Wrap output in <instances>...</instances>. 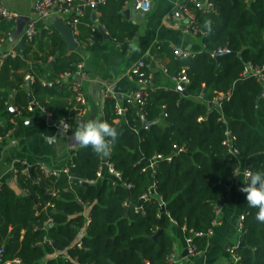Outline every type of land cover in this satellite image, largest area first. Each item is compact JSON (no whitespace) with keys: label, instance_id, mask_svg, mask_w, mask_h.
I'll return each mask as SVG.
<instances>
[{"label":"trees","instance_id":"1","mask_svg":"<svg viewBox=\"0 0 264 264\" xmlns=\"http://www.w3.org/2000/svg\"><path fill=\"white\" fill-rule=\"evenodd\" d=\"M110 1L98 8L105 12L101 23L109 38L127 50L138 27L121 22L113 12L122 5L111 8ZM214 3L216 9L209 12L192 7L204 51L184 58H176L173 53L170 73L187 67L191 80L188 96L175 89L146 88V104L129 105L122 121L115 114L116 101L106 99V120L120 133L110 161L130 188L113 185L108 178L97 185L90 183L97 179L101 162L90 147L73 151L68 158L69 172L56 176H45L38 167L28 175L25 166L16 165L19 185L27 194H19L7 184L0 186V248L5 249V259L11 264H166L173 252L174 240L168 230L174 222L186 227L187 236L192 230L203 233L194 237V243L198 252L205 249L207 233L216 218L215 206L228 201L241 163L252 172L264 170V98L259 100L264 85L256 78L242 77L248 63L264 64V0ZM206 20L212 22L211 31L204 27ZM6 22H0V40L11 30L17 33V25ZM93 25L92 16L86 13L79 27L85 32L80 39L95 51L104 48V35L99 29L93 32ZM42 34L48 40L49 52L31 58L28 46L24 54L7 56L0 67L2 137L13 126L12 95L28 111V94L32 92L39 99L49 95L47 101L40 100L41 104L58 119H69L77 113L70 81L50 89L38 80L25 81L29 72L54 80L75 72L77 63L83 61L79 52H64L67 43L57 31ZM220 50L239 54H225L218 60L214 54ZM32 59L35 65L29 66ZM52 62L49 72L47 67ZM22 69L24 72L19 73ZM229 93V99L210 107L218 97ZM140 110L142 115H138ZM142 116L158 123L144 128ZM76 120L70 121V133L76 128ZM131 127L138 128V134ZM227 128L236 137L237 157L223 144ZM181 149L186 151L178 153ZM156 155L164 159L156 165L153 176L145 168ZM170 156L173 161L166 159ZM154 183L155 193L144 199ZM85 203L92 206V222L82 238V247H78L74 242L86 227ZM256 211L248 207L242 221L236 251L243 264H264V224L255 220Z\"/></svg>","mask_w":264,"mask_h":264},{"label":"crops","instance_id":"2","mask_svg":"<svg viewBox=\"0 0 264 264\" xmlns=\"http://www.w3.org/2000/svg\"><path fill=\"white\" fill-rule=\"evenodd\" d=\"M0 1H3L21 16L28 17L33 16L37 2V0ZM123 1L111 0L109 7L113 8L119 4L122 5V8L120 10L115 9L113 14L121 18V22H129L138 27L127 50H123L120 44L109 38L108 31H106L108 37L104 36L102 43L104 48L95 51L89 50L85 40L80 39L82 35H85V32L81 31L79 27L77 41L80 45L76 52L82 55L88 73V79L83 82L88 104L83 117L78 120L93 118L106 120L105 106L107 98H111L112 94L124 98L139 89L141 84L138 73H135L134 69L140 61H145L147 64V67L143 69L150 76L148 83L145 85L147 88L152 90L175 89L179 91V84L172 80V74L170 73L173 65V53H175L176 49H182L194 56L205 49L202 38L188 31L187 16L179 11V3L184 0H151L152 10L148 13H143L134 8L133 0H129L128 3H123ZM248 1L251 3L255 0ZM126 10H130L128 15L125 13ZM86 13L92 16L93 26H97L98 29L102 26L105 29V26L101 23V19L105 15L103 10L86 9ZM54 20L55 17L50 19L52 26ZM6 23H15L17 25V22L14 21ZM53 29L57 31L54 26ZM55 31L51 34L46 32L52 35ZM42 32L45 31H40L33 40L26 39L24 43V39H21L18 33L11 30L8 32L7 38H1L0 40L2 56L9 54L14 49L17 50L18 55L24 54L28 46L30 47L29 54L31 58L36 54L45 55L50 48L48 40ZM19 43H23V51L19 48ZM64 52L67 54L73 53L68 49V43ZM53 64L54 62L48 65L47 70L49 72L53 70ZM28 65H35L33 59L28 61ZM183 68L187 69V67ZM23 72V69L19 71V73ZM40 78L47 77L40 75ZM46 88L50 89V87ZM27 91L29 90L27 89ZM31 93L28 94V100L29 108L32 107L33 110L29 109V111L22 102L19 101L17 104L15 97L11 96L13 98H10V107L13 106L18 114L16 115L10 110L13 113V118L10 120L13 124L12 129L6 137L0 139V186L4 184L10 185L19 194H27V192L20 187L14 172L17 164L25 166L27 169V172H25L28 175H32L30 169L33 172V167H38L39 170L42 166L50 169H63L67 166L68 158L72 152L81 149L72 146L70 138L73 133L67 131V134L58 135V128L52 127L47 122L45 108L40 100L47 101L49 95H45L44 98L42 96L39 99ZM182 94L188 96L184 93ZM30 97L33 99L32 103ZM263 98L264 96L262 98L259 97V100ZM214 105H217V102L215 104L211 103L210 107ZM125 117L121 118V120L118 118V121L124 120ZM201 120L203 118H200ZM131 129L138 134V128L131 127ZM51 136H56L58 140L47 139ZM183 151L185 152L186 150L181 149L177 152ZM246 169L245 163L242 162L236 172V180L230 188L229 199L222 204V213L219 217L220 224L208 235L205 249L199 255L190 254L180 259L184 251L188 249L187 234L184 228L177 223L174 222L171 225L168 232L174 240L173 250L178 255L175 264H228L230 262L232 258L230 250L240 244L242 217L249 207L246 202V194L239 191L247 179L245 176ZM151 174L154 176V173L151 172ZM99 183L100 181H97L94 184L97 185ZM91 207L89 203L84 204L85 218L86 215L91 216ZM87 226L86 224V227L74 242V246L78 240L82 241V238L87 234ZM49 258L50 256L43 262L45 263Z\"/></svg>","mask_w":264,"mask_h":264},{"label":"built area","instance_id":"3","mask_svg":"<svg viewBox=\"0 0 264 264\" xmlns=\"http://www.w3.org/2000/svg\"><path fill=\"white\" fill-rule=\"evenodd\" d=\"M108 0H37L35 4V11L32 17H29V20L23 30V32L20 34L21 39H28L33 40L40 31L44 30L48 33H53L55 30L53 29L52 23L50 22V19L52 17H61L66 24H68L76 39L77 35L79 34V24L82 22V19L86 15V9H94L97 10L101 5L105 4ZM127 3L129 0L126 1ZM134 5H136V8L140 10L143 13H148L152 10V1L151 0H133ZM197 7L203 12H209L212 10H215V3L213 0H184L181 3H179V11L184 13L187 16L188 19V31L192 32L195 35H198L201 33L199 27H198V18L195 12L193 11L192 7ZM21 15L17 12L13 11L11 8H9L3 1H0V22L3 21H14L18 22V19ZM98 29L97 26H92L93 32H96ZM11 55L13 57H16L18 55L17 50H12L9 54L3 55L0 58V67L4 61V59ZM193 56L190 52H187L182 49H176L175 50V57L176 58H184ZM2 59V60H1ZM147 67V64L145 61H140L138 65L135 67L134 72L138 73L139 76V82L141 84L140 88L137 89L133 94L127 95L124 98H120L118 95L112 94L111 98H113L116 101L115 104V113L119 117V120L121 118L125 117L128 110L129 105H135L139 104L141 107L146 104L147 97L149 95L147 91V87L145 86L146 83H148V79H150V76H146L145 71H143L144 68ZM142 70V71H141ZM167 72V70H166ZM242 77L244 78H256L258 81H260L264 85V64H254V63H248L245 66V69L242 73ZM172 80L175 81L178 84L184 83L185 85H189L191 80L187 73V69L183 68L181 71H179L177 74H174L171 76ZM88 79V73L86 71L85 63L84 61H81L77 63L76 71L75 72H67L59 77H57L54 80H50L48 78H37L32 73H27L25 76V81L29 83H34L37 80L42 84L44 87H54L56 85H61L64 80L70 81V88L74 93V100L76 103V109L77 113L74 116H70L69 119H63L65 122L69 124L68 131L71 130V120L73 119H81L85 113L88 100L87 96L84 92L83 88V82ZM144 85V86H142ZM231 93L228 95H222L217 98L216 102L218 105H220V101L224 98H230ZM31 110H33L32 107H30ZM46 112V119L47 122L52 126L57 128L58 121L60 119L56 118L53 113L47 111ZM138 115H142V111L140 110L138 112ZM223 123H227L225 118H221ZM2 135L0 134V139H2ZM236 141V137L233 136L232 131L230 129H226V139L224 140L223 144L227 147L230 154L234 156H239L240 152L239 150L234 146ZM111 153V152H110ZM164 159L161 155H156L152 159L149 160L148 166L145 168V170H149L152 173H155L156 171V165L160 160ZM169 161L173 160V157L170 156L166 158ZM27 172V169L25 170ZM40 171L45 176H56L58 173L65 171L69 172L68 166H65L63 169H50L45 166H42L40 168ZM251 171L250 169H246L245 173ZM14 172H17V169L15 167ZM105 178H108L112 181L113 185L117 184H124L128 188L131 187L127 182L124 181L122 172L119 171L115 165L110 161V154L106 157H101V162L98 167L97 171V179L92 180L90 183L94 184L97 181H101ZM155 184L151 187L149 194L144 196V199H149L154 193H155ZM47 206H53V204L48 203ZM222 204L215 206V213L216 218L213 222V228L209 230L207 235H210L216 226L220 224V215L222 213ZM244 219V216L242 217V221ZM92 222V216L86 215V224L90 225ZM185 231H187L186 227H183ZM191 236H187V247L189 250V253L191 255H199L200 252H198V248L196 244L194 243V237L195 236H202L203 233L191 231ZM82 241L78 240L76 246L82 247ZM238 246H234L231 251V260L228 264H243L242 256L237 253ZM178 255L175 250L171 252L167 258H166V264H175L177 262ZM15 262L19 263L20 260H16ZM12 262L5 259V249L2 247L0 248V264H11Z\"/></svg>","mask_w":264,"mask_h":264},{"label":"clouds","instance_id":"4","mask_svg":"<svg viewBox=\"0 0 264 264\" xmlns=\"http://www.w3.org/2000/svg\"><path fill=\"white\" fill-rule=\"evenodd\" d=\"M211 20L204 22V27L211 31ZM76 128L70 140L73 147L91 148L98 157H106L110 154L120 133L112 124L101 118L88 120H76ZM58 135L67 133L69 124L60 119L57 124ZM47 139L56 141V136ZM246 182L239 191L246 194V202L250 208L257 209L255 220L264 224V170L248 171L245 173Z\"/></svg>","mask_w":264,"mask_h":264},{"label":"water","instance_id":"5","mask_svg":"<svg viewBox=\"0 0 264 264\" xmlns=\"http://www.w3.org/2000/svg\"><path fill=\"white\" fill-rule=\"evenodd\" d=\"M134 8H136V5H134ZM127 15L130 13V10H126L125 12ZM29 20V17L28 16H20L19 19H18V22H17V33L18 35H20L27 22ZM53 26L55 27V29L66 39L67 43H68V49L71 51V52H76L79 48V42L77 41L71 27L66 24L64 22V20L57 16L53 22ZM100 31L102 32V34L105 36V37H108L107 36V33H106V30L100 26L99 27ZM19 48L21 49V51L24 50V46H23V43H19ZM225 54H239L237 52H232V51H229V50H225V51H216L214 56L220 60V57L222 55H225ZM0 56H2V52L0 51ZM178 90L181 91L182 93H184L185 95H188V92H187V85H185L184 83H181L178 85ZM264 96V93H262V95L260 96V98H262ZM13 97H11L12 99ZM30 101L31 103L33 102V99L32 97H30ZM10 110L14 113V114H18V112L15 110V108L13 106L10 107ZM143 123H144V127L145 128H150L152 125H155L158 123V121H150L148 120L145 116H143ZM67 134V133H66ZM179 151V150H178ZM30 173L32 174V169H30ZM76 181H78L76 179ZM41 185H43L44 187H47V183L45 181H41L40 182ZM85 185H88L87 182L84 183ZM190 253H189V250L186 249L183 253V256L180 258H184V257H187L189 256Z\"/></svg>","mask_w":264,"mask_h":264}]
</instances>
